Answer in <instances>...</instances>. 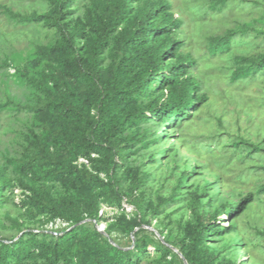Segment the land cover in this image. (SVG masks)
<instances>
[{"label": "trees", "instance_id": "16d2710c", "mask_svg": "<svg viewBox=\"0 0 264 264\" xmlns=\"http://www.w3.org/2000/svg\"><path fill=\"white\" fill-rule=\"evenodd\" d=\"M43 1L48 8L44 14L0 4V15L14 22V28L40 25L55 34L51 44L35 45L20 63L6 60L0 67L13 71L0 96V113H32L20 157L10 155L0 169V209L12 202L36 226L29 232L25 229L18 241L0 244V264H176L169 247L157 248L161 257L144 262L142 256L149 255L150 245L137 240L128 250L105 236L119 231L136 237L148 211L161 217L162 208L175 201L176 194L170 199L157 196V204L143 192L138 194L150 176L128 158L136 152V144L146 151L155 142L150 140V124L162 123L165 132L158 133L164 137L168 129L181 128L193 118L191 126H196L199 110L210 101L194 71L200 61L186 50L187 18L180 0ZM230 4V0H210L203 11L223 13ZM259 23L264 25V14ZM243 33L248 36L247 29ZM235 34L229 29L210 36L208 55L233 57L234 84L262 78L264 53L235 55ZM9 81L27 86L28 103L12 97ZM238 99L247 103V110L252 107L246 96ZM206 140L202 147L211 150ZM244 144L251 146L242 139L232 147ZM9 169L16 181L6 175ZM189 177L190 173L183 175L177 193ZM16 187L22 190L17 197ZM58 188L60 195L54 194ZM190 195L193 218L184 227L180 224L183 237L175 242L188 264H243L219 257L207 242L211 236L242 237L238 216L260 198L250 193L222 210L200 212L198 208L210 209L213 199L207 192L201 197L197 192ZM202 198L208 201L202 203ZM125 201L135 208L133 214L126 213ZM104 207L120 213L101 233L87 222L103 220ZM11 220L17 228L25 225ZM4 221L0 213L1 227ZM57 221L68 226L57 233L44 230ZM246 251H251L254 262L257 257L251 247L246 246Z\"/></svg>", "mask_w": 264, "mask_h": 264}, {"label": "rangeland", "instance_id": "374dc122", "mask_svg": "<svg viewBox=\"0 0 264 264\" xmlns=\"http://www.w3.org/2000/svg\"><path fill=\"white\" fill-rule=\"evenodd\" d=\"M209 2L210 0H180L183 15L187 18L186 50L199 59L200 63L194 71L203 81L205 91L210 94V101L199 110L201 119L197 121L196 126H191L195 123L193 118L192 122L181 124V128L168 129L165 137L159 136L158 133L165 132L161 127L162 123L155 121L148 126L150 140H155L150 144V149L145 151L140 149L142 144H136V152L128 158L134 167L141 168L143 173L150 176L144 181L138 194L143 192L145 198L154 204L158 203L157 196L170 199L176 194V199L162 208L161 217L148 211L141 228L136 230V237H126L119 231L105 236L114 245L128 250L133 249L131 246L137 240L150 245L149 255L142 256L144 262L161 257L157 248L169 247L173 251L170 258L176 261V264H185L184 257L175 243L183 237L180 224L184 227L193 218L190 194L197 192L201 197L207 192L213 199L210 209L202 207L197 211L222 210L223 206L240 202L250 193L260 198L238 216L237 222L242 237L236 234L220 238L211 236L207 244L215 249L221 258L227 256L243 264H264V75L249 83L234 84L231 82L232 72L236 67L233 57H210L207 47L210 36L233 29L236 32L235 55L258 57L264 53V34L259 35L264 31V25L259 23L264 14V0H230L231 4L223 13L215 14L210 10L203 11V6H208ZM0 4L13 6L21 12L36 10L44 14L48 9L43 0H0ZM243 29L248 30L247 37L243 36ZM54 35L52 31L40 25L16 29L14 22H10L6 15H0V67L6 60L20 63L33 51L35 45L51 44ZM12 72L5 68L0 69V96L6 89V78ZM9 84L12 97L24 104L28 103L27 86H17V82L12 81H9ZM245 96L252 106L248 110L247 103L240 104L238 101V97ZM251 108L253 110L250 112ZM31 124L32 113H0V169L4 167L6 158L10 155L20 157L24 147L23 135ZM155 127L157 131L154 130ZM225 132H230L231 135L220 139V134ZM214 136L215 139L212 138ZM204 139L211 144V150L203 149ZM242 139L248 141L251 146L244 144L238 149L232 147ZM253 147L262 148L263 151L258 152V155L252 150ZM162 150H166V153H161ZM186 173H190V177L184 181L183 188L177 193L175 189ZM6 175L16 181L11 169ZM59 190L61 189H55L54 194L60 195L62 192ZM9 192L10 189L6 188L5 194ZM13 193L17 197L22 190L16 187L13 188ZM200 201L205 203L208 199L202 198ZM14 206L12 202L4 203V208L0 209L5 220L2 224L4 227L0 226V244L16 242L25 229L28 231L36 227L32 220L23 217L22 211ZM124 207L127 214L136 211L126 201ZM119 213L116 209L104 207V219L100 222L89 220L87 225L105 233L114 216ZM11 219L24 222L25 225L17 228ZM166 220H169V223ZM66 226L57 221L44 227V230L47 233H57ZM246 246L251 247L258 261H251V251L248 254Z\"/></svg>", "mask_w": 264, "mask_h": 264}, {"label": "water", "instance_id": "95a60500", "mask_svg": "<svg viewBox=\"0 0 264 264\" xmlns=\"http://www.w3.org/2000/svg\"><path fill=\"white\" fill-rule=\"evenodd\" d=\"M73 230V228H71L70 230H68L67 232H70V231H72ZM184 260H185V258H184ZM185 264H188V262L185 260Z\"/></svg>", "mask_w": 264, "mask_h": 264}, {"label": "built area", "instance_id": "2783aa9c", "mask_svg": "<svg viewBox=\"0 0 264 264\" xmlns=\"http://www.w3.org/2000/svg\"><path fill=\"white\" fill-rule=\"evenodd\" d=\"M67 226H68V225H67ZM67 226H66V227H67Z\"/></svg>", "mask_w": 264, "mask_h": 264}]
</instances>
